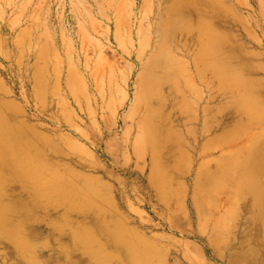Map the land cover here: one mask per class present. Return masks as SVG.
<instances>
[{
	"label": "rangeland",
	"instance_id": "obj_1",
	"mask_svg": "<svg viewBox=\"0 0 264 264\" xmlns=\"http://www.w3.org/2000/svg\"><path fill=\"white\" fill-rule=\"evenodd\" d=\"M263 151L264 0H0V264H264Z\"/></svg>",
	"mask_w": 264,
	"mask_h": 264
},
{
	"label": "bare ground",
	"instance_id": "obj_2",
	"mask_svg": "<svg viewBox=\"0 0 264 264\" xmlns=\"http://www.w3.org/2000/svg\"><path fill=\"white\" fill-rule=\"evenodd\" d=\"M154 48L156 49L155 46H151L150 44H147L144 47H141L140 51L138 52L137 58L139 60H144V58L147 55L146 52L149 49H151L153 51ZM162 69H163V67L161 65H151L150 68H149L147 77L145 78V80H144V82H143V84H142V86L140 88V92H139L140 96L142 97V104H141V110L138 113V121H139V123L141 125L140 128L142 130V134H141V137L138 138V142L140 143L139 144L140 147H138V148H139V151L142 154V159H144L145 161L150 160L152 162V164L150 163L151 166H152L151 167V170H152L151 179H153V176H154L153 174H155V172H154L155 165H153L155 163L154 162V158L155 157H159L163 153L166 152V148H167L166 145H167V143L169 141V137L172 135V129H169V127L166 128V127H164L161 124L162 120L160 118V115L157 114V110H156V108H158V102L156 101V98L159 96V94H160L159 92H160V88H161V81H160L159 74L162 72L161 71ZM137 133H138V131H137ZM258 156H260V155L258 154ZM258 160L261 161V159H257V161ZM261 164H263V163H261ZM257 170H258V168H257ZM159 172H160V170H159ZM92 216H93V214H92ZM95 218H96V216H95ZM91 219H92V217H91ZM100 226H102V225H100ZM82 246H83L82 250H83V252L85 254H81L79 256L78 264H87L89 262V260H90L89 258H95V260L99 261L100 263H103V261H106L105 255H103V254H97V255H94V257L90 256V255H86V253L90 254L89 252H87L88 251V246L85 243H82ZM135 251L137 252V249ZM139 251H140V249H139ZM120 252H122V250ZM124 253L126 255L125 254H123V255H125L127 257L128 256H133V254L129 255L131 253V251L130 252H128V251L126 252L125 251ZM64 256H65V254H64ZM121 256H122V254H121ZM139 256H140V254H139ZM130 259H129V261H130ZM135 259H136V257H135ZM138 260H140L139 257H138ZM131 261H132V259H131ZM143 261L144 260H142V263H143Z\"/></svg>",
	"mask_w": 264,
	"mask_h": 264
}]
</instances>
